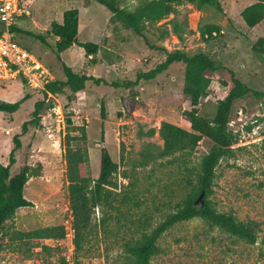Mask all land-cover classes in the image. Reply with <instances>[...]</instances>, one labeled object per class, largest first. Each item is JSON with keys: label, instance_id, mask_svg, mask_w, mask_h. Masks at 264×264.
Segmentation results:
<instances>
[{"label": "rangeland", "instance_id": "374dc122", "mask_svg": "<svg viewBox=\"0 0 264 264\" xmlns=\"http://www.w3.org/2000/svg\"><path fill=\"white\" fill-rule=\"evenodd\" d=\"M115 1L120 9L131 11L148 0ZM217 1L223 13L213 6H203L197 11L182 4L175 7L173 16L156 24H144L141 36H137L119 23H111L110 13L90 0H22L28 16L18 23L16 42L47 66L53 80L63 82L59 62L51 52L55 38L48 30L51 22L59 20L60 23L63 11L76 9L77 42L94 43L98 50L85 58L82 49L74 46L61 55L60 61L74 74L91 76L101 82L96 85L87 81L77 93L61 87L54 94V105L60 111L62 123L56 122L50 111L52 101L41 102L38 113L43 116V124L28 125L25 132H21L20 125L31 116L32 108L28 107L40 99L36 94L29 95L24 106L27 110L11 115L0 113V130L6 128L2 120L10 118L9 143L12 146L11 139L16 136L22 146L13 154L15 163L10 166V173L14 174L23 163L32 167L40 165V176L28 179L22 191L31 206L15 210L3 224L2 234H6L0 237V264H67L64 256L69 253L64 245L57 247L43 242L52 248L49 253L35 249L28 258H23L15 252L16 244L8 240V235L11 231L64 227L71 220L63 161L64 135L79 136L71 127L85 129V141H72L70 147L86 149L88 161L84 173L87 177H97L101 148L117 165L112 177L116 183L114 191L128 193L131 201L126 207L117 203L111 204L112 207L118 211L129 207L134 218L141 220L142 216L149 217L150 229L161 222L178 199L171 196L170 190L176 188L174 186L183 175L181 163L169 164L162 159L145 168L133 170L131 166L145 144L162 145L156 134L144 136L146 131L156 132L160 122L188 130L182 113L191 107L181 91V63L169 65L152 79L140 75L164 61L166 53L181 51L190 56L203 53V50L216 70L207 75L206 95L198 101L199 115L210 114L212 105L231 88L232 78L249 90L232 104L227 128L237 135V142L232 146L233 156L216 165L211 193L206 199L218 212L229 214L240 222H254L257 239L254 244L247 245L194 218L173 225L157 239V253L149 264H264V128L257 122L264 117V54L257 60L250 51L253 45L259 48L256 44L259 38L264 39V22L248 29L240 18L241 10L254 0ZM170 19L179 26L180 32L171 30ZM207 26L218 30L214 35L202 36ZM36 36L42 37L46 44H41ZM261 46L264 48V42ZM89 59H94L95 64H90ZM24 90L19 81L5 82L0 86V99L13 103L8 100L20 94L24 96ZM101 103L104 120L99 118ZM66 119L70 120V125L66 124ZM247 125L252 126L250 131L244 129ZM211 145L208 139L201 138L184 165L196 166ZM7 156L3 155L5 164ZM114 214L115 211L107 206L93 210L92 227L85 241L80 250L73 248L70 254L72 264H124L123 243L137 236L115 233L119 225L110 218ZM102 216L108 219L105 230L97 227Z\"/></svg>", "mask_w": 264, "mask_h": 264}, {"label": "trees", "instance_id": "16d2710c", "mask_svg": "<svg viewBox=\"0 0 264 264\" xmlns=\"http://www.w3.org/2000/svg\"><path fill=\"white\" fill-rule=\"evenodd\" d=\"M90 1L103 6L110 13L109 21L111 23H119L124 29L130 30L137 36H141L144 24H156L169 15L173 16L176 13L175 7L182 4L190 5L197 11L203 6H213L219 13H223L217 0H148L131 11L120 9L115 0ZM240 18L248 29L261 23L264 20V0H254L252 4L244 7L240 12ZM169 22L174 33L180 32L179 26L172 19ZM12 30L14 32L19 31L16 28H12ZM217 30L214 26H207L201 35L210 36L212 32ZM48 33L51 37L56 38L51 52L59 62L64 81L54 80L45 86V90L55 94L60 91L61 87H67L70 92L77 93L82 90L83 84L87 81L96 85L101 82V80L91 76L74 74L69 67L60 61L59 54L71 46L81 48L85 58L95 55L98 50V46L94 43L77 42L76 9L63 11L61 22H51ZM35 38L41 44H46L42 37L36 36ZM263 42L264 39L259 38L256 42L259 48L255 45L250 48L252 55L257 60L264 54V48L261 46ZM88 62L95 64L94 59H89ZM173 63L183 65L181 91L188 98L191 108L182 113V116L188 122V130L167 122H160L156 132L153 129L146 131L144 136L152 137L156 134L162 145L157 147L151 143L145 144L138 152V159L132 163L131 168L133 170L145 168L162 159H166L169 164L179 161L182 165L183 175L174 186L176 188L170 190L171 196L178 198L177 201L173 203L171 211L152 229L148 225L149 217L142 216V220L138 217L134 218L129 207L123 211L114 209L111 205L113 203L126 207L131 201L130 197L127 196L128 193H116L114 191L116 190V183L112 177L116 173L117 165L111 161L105 149L101 148L97 177L95 179L87 177L84 173V166L88 161L86 149L70 147L72 141H85V129L83 126L71 127V131L77 132L79 136L64 135L63 161L67 183V209L71 218L72 245L75 251L80 250L81 244L85 241L88 231L92 227L93 210L104 206L115 211V214L110 217L115 224L119 225L115 227V233H130L137 236L136 238L130 237L123 243L124 264H149L151 257L157 253V239L173 225L194 218L200 219L211 228H216L247 245L255 243L257 225L254 222H240L229 214L218 212L206 199L211 193L216 165L220 160L233 156L232 146L237 142V135L227 128L232 104L245 96L249 90L241 82L232 78L231 88L221 100L212 105L210 114L199 115L197 106L199 99L206 95L209 83L207 75L215 71L216 68L211 59L203 53L188 56L184 52L174 51L166 53L164 61L156 65L154 69L141 74L140 77L152 79ZM29 95L27 92L13 103L0 101V112L3 114L14 113L19 105L29 98ZM40 108L41 101H36L30 119L20 125L22 133L25 132L28 125L38 126ZM99 118L100 120L105 118L102 103L99 107ZM65 122L70 125L69 119H66ZM257 122L261 123L264 128V117L257 119ZM251 127V125H247L244 129L250 131ZM262 135L264 136V129ZM201 138L208 139L212 143L211 147L206 154L199 158L196 166H185V160L190 159ZM11 142L12 147L8 152L7 164L5 166L0 164V237L6 234V232L2 234L3 224L14 215L15 210L31 206V203L23 197V187L28 179L40 176L39 164L32 167L23 163L18 166L14 174L10 173L9 168L15 163L13 154L21 147L18 137L13 136ZM122 160L123 156L120 151L119 161ZM201 192L204 193L203 205L194 206L193 202ZM107 220L102 216L97 222V227L105 230L104 224L106 225ZM8 236V240L16 244L15 252L23 258H28L35 249L49 253L52 248L42 244V242L61 240L64 234L63 226L57 225L24 232L11 231Z\"/></svg>", "mask_w": 264, "mask_h": 264}, {"label": "built area", "instance_id": "2783aa9c", "mask_svg": "<svg viewBox=\"0 0 264 264\" xmlns=\"http://www.w3.org/2000/svg\"><path fill=\"white\" fill-rule=\"evenodd\" d=\"M21 2L22 0H0V86L5 82L19 81L29 94L40 96L39 101L47 103L52 101L50 111L56 117V122L62 123L60 111L54 105V94L45 90V86L54 81L50 70L38 57L15 40V32L12 28L18 29L20 20L28 15ZM211 35L214 33L212 32ZM63 234L61 240H48V242L57 247L64 245L69 253L64 256V261L72 264L70 260L73 250L71 220L63 227Z\"/></svg>", "mask_w": 264, "mask_h": 264}, {"label": "crops", "instance_id": "0c3cea01", "mask_svg": "<svg viewBox=\"0 0 264 264\" xmlns=\"http://www.w3.org/2000/svg\"><path fill=\"white\" fill-rule=\"evenodd\" d=\"M62 15V14H61ZM28 16V15H27ZM59 22V20L58 21H56V23H58ZM61 22V21H60ZM262 22H264V20L262 21ZM261 22V23H262ZM261 23H259V24H261ZM259 24H257V25H259ZM256 25V26H257ZM255 27V26H254ZM19 30V29H18ZM221 32V31H220ZM55 41H56V38H55ZM72 47H74V46H71L70 48H68L67 50H69V49H71ZM67 50H64L63 52H61L60 54H59V57H60V59H61V55L64 53V52H66ZM204 54H208L207 52H205V50H203L202 51ZM26 93H27V91L26 90H24ZM21 95L22 94H20L19 96H17L16 98H13L12 100H8V101H10V102H14V101H17V100H19L20 98H21ZM29 100V98L27 99V100H25L24 102H22L20 105H19V107H18V109L15 111V112H17V111H19V110H22V112H23V109H28V108H32V110H33V106L31 105V106H29L28 108H26V107H24L25 106V103L27 102ZM0 101H3L2 99H0ZM5 102V101H4ZM14 112V113H15ZM32 112V111H31ZM30 112V113H31ZM1 113V112H0ZM3 114V113H2ZM13 114V113H12ZM4 115H11V114H4ZM4 118V117H3ZM41 118V119H40ZM42 120H43V116L42 115H40L39 114V122H38V124H43L42 123ZM3 123L4 124H6V128H2L1 130H0V164L1 165H3V166H5L6 164H5V162L3 161V155L5 156V153L6 154H8V152H9V150L11 149V144L9 143V138L7 137V135L9 134V130H11L12 129V125H11V119L9 118H4L3 120ZM5 138H7V139H5ZM9 144H10V146H9ZM22 147V146H21ZM8 151V152H7ZM3 152H5L4 154H2ZM48 241V240H47ZM47 241H43V242H47ZM42 242V243H43Z\"/></svg>", "mask_w": 264, "mask_h": 264}, {"label": "water", "instance_id": "95a60500", "mask_svg": "<svg viewBox=\"0 0 264 264\" xmlns=\"http://www.w3.org/2000/svg\"><path fill=\"white\" fill-rule=\"evenodd\" d=\"M203 196H204V193L201 192V193L196 197V199L194 200L193 205H194V206H197V205L201 206V205H203Z\"/></svg>", "mask_w": 264, "mask_h": 264}]
</instances>
